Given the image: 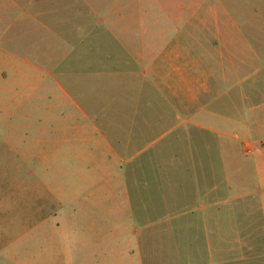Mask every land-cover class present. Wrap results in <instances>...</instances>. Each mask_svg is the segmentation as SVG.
<instances>
[{"label":"rangeland","instance_id":"rangeland-1","mask_svg":"<svg viewBox=\"0 0 264 264\" xmlns=\"http://www.w3.org/2000/svg\"><path fill=\"white\" fill-rule=\"evenodd\" d=\"M138 1L134 3L136 26L128 33L135 41L150 43L148 56L157 60L145 66L156 78L151 85L137 78L127 84L128 88L114 85L107 91L97 87L85 91L82 71H77L80 75L71 73L72 60L67 64L52 61L65 50L64 45L54 46L52 40L38 41L33 51L13 50L24 60L18 61V73L0 66V264H225L227 255L209 254L206 238L193 233V215L182 213L193 207L194 166H213L217 183H223L222 169L226 168L233 201L247 199V195L254 199V173L240 145L229 137L234 136L233 127H214L208 122L212 112L225 111L223 98L216 101L217 93L212 89L239 85V70L224 61V47L213 44L215 37L191 26L192 0ZM204 1L205 8L215 4L221 21L223 10L240 21L243 0H227L225 4L222 0ZM127 2L122 0L120 6ZM247 4L255 5L250 0ZM173 8L178 20L168 18ZM233 32L235 38L240 37L238 31ZM176 50L185 56L183 76L164 77L171 73ZM192 58L200 62L199 74H190ZM120 66L125 67L126 62ZM229 71L234 73L228 75ZM4 73L10 78L7 83L1 79ZM175 83L180 85L178 95L170 88ZM38 84L40 90L30 95L31 87ZM12 86H18L22 95H13ZM11 100L17 101L18 108ZM161 111H166L167 124L152 127L147 143L142 140L136 148L152 140L140 158L151 154L155 165L160 163L155 153L167 152L168 161L163 157L166 164L183 169L182 189L168 190V200L176 197L183 201L160 205L159 197L152 194L149 205H115L114 199L124 196L120 184L121 177L127 175L101 164L102 137H109L116 145L114 136L126 135V123H131L134 113L158 124ZM215 128L229 138L217 134ZM7 136L17 140L7 145ZM123 166L131 165L124 161ZM239 168L242 172L238 173ZM115 192L121 195L112 198ZM233 204L239 210L240 201ZM226 209L229 207L221 206L215 211L224 214ZM239 256L242 254L235 257Z\"/></svg>","mask_w":264,"mask_h":264},{"label":"crops","instance_id":"crops-1","mask_svg":"<svg viewBox=\"0 0 264 264\" xmlns=\"http://www.w3.org/2000/svg\"><path fill=\"white\" fill-rule=\"evenodd\" d=\"M121 1L113 0L110 4L108 0H0V66L16 74L21 68L18 61L24 60L13 50L19 48L23 51L22 49L26 48L33 51V46L38 41L52 40L54 46L56 43L65 46L64 51H59L62 56L52 61L67 64L68 60H72L76 73L74 70H71V73L80 75L77 71L80 73L82 71L85 76V91L86 88L94 87L107 91L114 85H117V88H128L127 84H133L137 78L150 81L151 85V80L156 78L148 74L151 70H147L145 66L148 62L157 63V60L151 61L148 56L150 43L142 39L135 41L128 33L132 26L134 28L136 26L134 8L136 0L131 2L128 0L124 7L120 6ZM222 1L225 4L227 0ZM250 1L255 5L249 6L248 0L241 1L238 23L225 10H223L225 18L221 21L216 7L213 6L215 4L208 8H205L204 0H192L191 4V17L194 20L191 26L207 30L208 34L215 37L216 41L213 44L224 47L226 53L224 61L232 63L234 68L238 67L239 70V85L224 90L220 87L212 89L214 94L217 93L216 101L223 98L225 111L212 112L208 122L214 127H233L234 136L229 137L240 145L241 152L247 156L255 178L254 199L248 197L249 195L247 199L237 198L236 201H240V208L237 210L233 207L235 205L233 202L236 201L230 197L232 186L229 177H226V173L229 172L226 168L222 169L225 175L223 183H217V170L213 166L193 168L192 173L195 172L191 194L193 207L184 210L182 215L189 213L193 215V233L196 232L197 235L206 238L209 254L227 255L224 257L225 264L235 262L264 264V4L263 0ZM106 3L108 6H104ZM176 15L173 8L168 18L172 16L178 20ZM119 27L122 29L119 30ZM235 30L239 32V38L234 37ZM192 59H189L188 63L190 74H199L200 62ZM171 61L172 67L169 70L171 73L164 74V77L177 79L183 76L185 56L176 50ZM123 62H126V66L120 69V63ZM155 68L157 70L154 73L158 72L156 65ZM233 73L229 71L228 75ZM221 74L226 78V72ZM2 76L4 82L10 80L6 73ZM77 83L79 84V81ZM165 86L169 90L166 84ZM179 87L180 85L176 83L170 86L176 95L179 94ZM18 88V86L12 88L13 95H22V90L19 91ZM30 90V95L35 94L40 90L39 84L32 86ZM64 93L68 94L67 91ZM68 98L72 99L70 96ZM11 104L18 108L16 100H11ZM175 106L178 111L176 103ZM79 110L84 114L81 108ZM165 117L166 111H161L160 122L157 124L151 119H143V115L134 113L131 123H126L129 125L126 135L114 136L116 145L109 137H102L101 164L116 168L123 175H127L126 177L120 175L123 183L120 185L125 189V193L122 198L114 199L115 205L120 203L124 206L141 203L149 205L151 204L149 197L152 194L156 198L159 197L160 205L168 206L169 202L175 205L182 203L183 200L176 197L168 200V190L182 189L185 174L183 169L177 165L166 164L163 157L168 161L167 152L155 153L161 164L153 165L151 154L140 158L151 146L152 140L139 150L136 148L140 141L146 142L149 138L146 136L152 127L166 123ZM215 129L217 134L227 136ZM166 135L168 134L160 136L158 140L161 141ZM13 139L17 140L16 137L7 136L6 144L11 145ZM178 140L176 138L177 142ZM43 141L44 139L41 140ZM173 156L176 157L177 153ZM124 161L131 166L121 167ZM239 172H242L241 168L238 169ZM239 185L243 190L245 184L242 177ZM119 195L120 192L112 193V198ZM71 196L73 199L76 198L74 195ZM221 206L229 209H226L224 214L216 213L215 209ZM221 219L224 225L221 224ZM234 237L236 240L233 241ZM237 254L242 256L236 258Z\"/></svg>","mask_w":264,"mask_h":264}]
</instances>
